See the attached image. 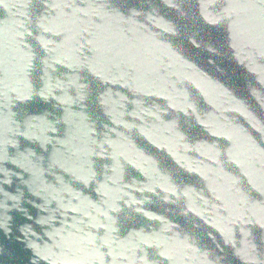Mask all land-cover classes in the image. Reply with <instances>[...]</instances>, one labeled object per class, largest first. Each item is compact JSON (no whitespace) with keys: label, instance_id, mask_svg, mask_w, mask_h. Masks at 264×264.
<instances>
[{"label":"water","instance_id":"obj_1","mask_svg":"<svg viewBox=\"0 0 264 264\" xmlns=\"http://www.w3.org/2000/svg\"><path fill=\"white\" fill-rule=\"evenodd\" d=\"M0 264H264V0H0Z\"/></svg>","mask_w":264,"mask_h":264}]
</instances>
